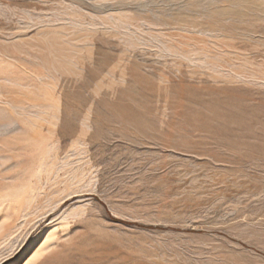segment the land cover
I'll use <instances>...</instances> for the list:
<instances>
[{
    "label": "rangeland",
    "instance_id": "rangeland-1",
    "mask_svg": "<svg viewBox=\"0 0 264 264\" xmlns=\"http://www.w3.org/2000/svg\"><path fill=\"white\" fill-rule=\"evenodd\" d=\"M0 264H264V0H0Z\"/></svg>",
    "mask_w": 264,
    "mask_h": 264
}]
</instances>
